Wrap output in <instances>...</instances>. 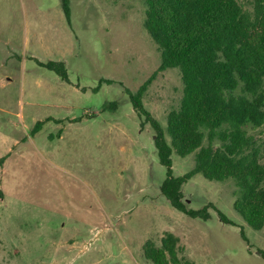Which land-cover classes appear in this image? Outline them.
<instances>
[{"label":"rangeland","instance_id":"1","mask_svg":"<svg viewBox=\"0 0 264 264\" xmlns=\"http://www.w3.org/2000/svg\"><path fill=\"white\" fill-rule=\"evenodd\" d=\"M145 11L142 0H70L67 18L61 0H0V264H153L143 247L166 233L193 264H264V228L234 209V180L197 174L183 194L235 225L213 208L190 218L161 193L155 133L125 89L152 79L143 102L166 129L183 85L158 72ZM51 58L68 81L41 64ZM195 154L172 155L176 177Z\"/></svg>","mask_w":264,"mask_h":264},{"label":"trees","instance_id":"2","mask_svg":"<svg viewBox=\"0 0 264 264\" xmlns=\"http://www.w3.org/2000/svg\"><path fill=\"white\" fill-rule=\"evenodd\" d=\"M69 1L62 0L69 17ZM144 28L160 55L158 72L181 76L180 105L167 115V128L146 108L149 79L136 92L125 89L138 115L155 133L159 160L166 168L161 193L177 211L208 220L209 209L235 225L215 206L187 207L183 186L197 174L207 180H234V209L254 230L264 228V0H142ZM68 81L63 62L41 63ZM112 84L113 81L107 80ZM44 122H38L34 131ZM143 125V124H142ZM195 154V167L182 177L173 171L172 155ZM244 235V230H241ZM153 264H193L183 255L180 239L166 233L157 246L143 247ZM264 259V251L260 252Z\"/></svg>","mask_w":264,"mask_h":264},{"label":"crops","instance_id":"3","mask_svg":"<svg viewBox=\"0 0 264 264\" xmlns=\"http://www.w3.org/2000/svg\"><path fill=\"white\" fill-rule=\"evenodd\" d=\"M61 5H62V0H61ZM62 9H63V6H62ZM64 30H65V37L68 39V31H67V29L66 28H64ZM49 61H56V59H54L53 60V58H51Z\"/></svg>","mask_w":264,"mask_h":264}]
</instances>
